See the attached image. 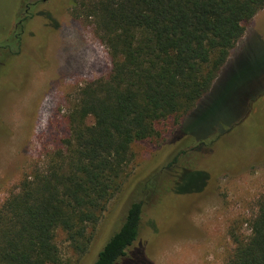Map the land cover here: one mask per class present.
Listing matches in <instances>:
<instances>
[{
  "label": "trees",
  "instance_id": "trees-1",
  "mask_svg": "<svg viewBox=\"0 0 264 264\" xmlns=\"http://www.w3.org/2000/svg\"><path fill=\"white\" fill-rule=\"evenodd\" d=\"M68 9L91 29L111 68L106 78L72 94L62 146L31 165L0 204V264H60L57 230L82 257L108 203L122 189L134 158L132 145L157 138L161 121L173 119L179 126L198 113L197 104L243 37L244 23L264 9V0H69ZM19 15L0 42V50L12 55L21 44L24 21ZM236 125L221 124L207 134L184 127L180 135L196 144L191 152L203 148L207 153ZM186 156V149L178 151L138 184L139 197L93 264H152L141 248L132 249L145 199L199 193L209 180L208 173L183 161ZM165 172L172 178L159 189ZM191 175L198 178L185 192ZM255 206L249 233L230 231L233 248L225 264H264V195Z\"/></svg>",
  "mask_w": 264,
  "mask_h": 264
},
{
  "label": "rangeland",
  "instance_id": "rangeland-1",
  "mask_svg": "<svg viewBox=\"0 0 264 264\" xmlns=\"http://www.w3.org/2000/svg\"><path fill=\"white\" fill-rule=\"evenodd\" d=\"M68 8L69 0H0V42L11 34L19 13L25 18L19 52L0 50V204L31 165L62 146L72 94L110 71L104 47ZM244 27L212 89L197 104L198 113L179 126L173 119L161 121L157 138L132 145L134 158L122 189L108 203L88 251L80 257L65 233L56 231L60 264H93L139 197L138 184L182 149L188 155L183 161L208 173L209 180L199 193L147 197L132 249L141 248L152 264H225L233 248L230 231L249 233L247 222L264 195V9ZM232 122L238 125L207 153L191 152L196 144L180 135L184 127L207 134ZM171 174L160 176L159 189ZM197 178H188L185 192Z\"/></svg>",
  "mask_w": 264,
  "mask_h": 264
},
{
  "label": "flooded vegetation",
  "instance_id": "flooded-vegetation-1",
  "mask_svg": "<svg viewBox=\"0 0 264 264\" xmlns=\"http://www.w3.org/2000/svg\"><path fill=\"white\" fill-rule=\"evenodd\" d=\"M27 11H28V6H26V8L24 9V13H27ZM24 20H25V18H23L21 21H24ZM18 24H19V22H18ZM5 51H7V50H5ZM7 53L12 55L11 52H9V51H7Z\"/></svg>",
  "mask_w": 264,
  "mask_h": 264
}]
</instances>
